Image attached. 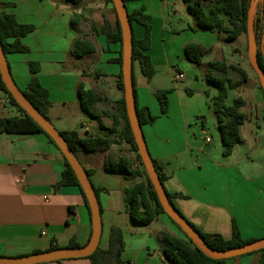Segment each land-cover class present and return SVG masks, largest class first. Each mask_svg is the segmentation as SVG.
Returning a JSON list of instances; mask_svg holds the SVG:
<instances>
[{
    "label": "crops",
    "instance_id": "obj_1",
    "mask_svg": "<svg viewBox=\"0 0 264 264\" xmlns=\"http://www.w3.org/2000/svg\"><path fill=\"white\" fill-rule=\"evenodd\" d=\"M211 5L206 6L207 11ZM126 6L129 14L142 13L151 26L147 54L156 74L149 81L140 64L135 63L134 79L138 106L148 108L157 118L142 129L152 158L167 177L163 183L166 192L176 195V207L203 233L229 239L236 225L243 239L264 238V92L249 62L248 36L227 42L218 33L192 31L189 27L195 22L183 0H128ZM114 10L108 0H84L79 6L65 0H0V14L13 15L19 23L35 26V31L22 39L30 52L9 54L7 60L15 83L23 91L32 79L29 63H40L38 77L52 102L48 118L59 131L116 141L109 150L77 155L99 190L103 223L100 248H109L110 234L117 227L124 233L122 264H171L164 253L163 234L182 235L168 216L163 214L143 226L125 210V189L145 182V178L106 171L108 162L120 158L141 168L135 152L120 140L125 121L117 103L124 95L118 88L122 66L116 60L122 45L109 43L106 36L92 30L93 24L105 22L115 28L118 18ZM74 14L82 15V20L73 28ZM184 20L192 22L186 29L182 28ZM145 34V26L133 22L135 39L143 40ZM78 40H87L96 52L77 56L74 44ZM190 43L211 49L200 66L185 56V47ZM224 45L231 48L228 58L224 56ZM212 55H216L213 60ZM214 61L239 67L248 76L239 89L229 91L245 100L242 112L247 116L241 127L242 143L230 157L223 156L213 105L217 90L205 79L208 65ZM164 75L173 82L187 81L191 88H170L161 80ZM178 75L182 76L180 80ZM229 77L235 81L242 78L236 71H231ZM81 85L99 98L88 107L90 114L82 107L78 93ZM165 89H172V93L169 111L162 114L156 92ZM196 96L202 101H190ZM16 116L18 110L0 92V118ZM209 124L219 137L210 133ZM64 170V156L44 134L0 133V256L30 255L47 251L52 244L67 248L72 241L81 247L88 245L92 222L81 190L76 186L55 189ZM259 261L260 255H248L226 264ZM49 264L91 262L80 258Z\"/></svg>",
    "mask_w": 264,
    "mask_h": 264
},
{
    "label": "trees",
    "instance_id": "obj_2",
    "mask_svg": "<svg viewBox=\"0 0 264 264\" xmlns=\"http://www.w3.org/2000/svg\"><path fill=\"white\" fill-rule=\"evenodd\" d=\"M65 1H69L77 6L84 2V0ZM124 1L126 3L128 0ZM108 2L113 4V0H108ZM183 2L187 4L189 14L192 16L195 22L194 26L189 27L192 31L197 32L203 30L218 33L223 35L227 42L236 41L242 35L247 36L248 12L250 9L251 0H183ZM209 3L212 4V7L207 11L206 6ZM114 11L117 15L116 9ZM129 17L132 27L133 22H138L144 25L146 28V34L143 40H136L133 35V61L134 64H140L142 74L150 81L156 74L151 57L147 54L151 43V26L147 24V17L143 16L140 12L131 13L129 14ZM81 20L82 15L74 14L71 19L72 27L74 28L78 26ZM92 30L94 34L106 36L109 43H120L122 45V32L118 19L115 28L110 23L105 22L102 25L93 24ZM34 31V25L21 24L13 15L0 14V40L6 55L14 53H29L30 49L22 43V39L32 34ZM255 32L259 47L258 61L264 69V52L262 51V41L264 38V3L259 4L258 6L257 19L255 21ZM74 52L77 56L82 57L95 53L96 48L87 40H78L74 44ZM210 52L211 49L195 43H190L185 47L186 58L191 63H194L198 66L202 65V58L209 55ZM116 62L122 66V52ZM29 69L32 79L23 92L27 99L35 106V108L48 118V113L52 107V102L50 101L49 91L42 85L38 77L41 70L40 63L30 62ZM231 71L238 72L242 78L237 81L233 80L229 77V73ZM205 79L217 90V94L213 98V105L217 116L218 129L223 146V156L230 157L233 154L234 149L242 143L241 127L246 122L247 116L242 112V108L246 105V102L242 97L236 98L232 105H228L227 100L229 97V91L239 89V87L248 80V76L247 73L239 67L228 65L225 61H214L208 65V71L206 73ZM118 88L124 95L125 89L122 73L119 77ZM0 92L7 97L10 104L14 106L19 112V116L16 117L0 118V133H41L44 134L60 151L50 136H48L45 131L17 104L12 95L8 92L6 85L2 80L1 74ZM187 92L192 94L189 90ZM78 93L82 101L83 110L90 114L88 107L99 100L98 96L93 91L85 90L83 85L80 86ZM171 93L172 89L159 90L156 92V98L159 101L162 114H167L169 111V95ZM134 96L137 114L141 126L154 123L157 118L150 113V110L148 108H140L138 106L135 79ZM117 107L121 117L125 121V125L120 132V140L129 145L132 151L135 152L137 161L139 162L141 168H135L131 161L127 158H120L116 162H108L106 165V171L112 174H123L133 178H145V182L125 189L124 205L126 212L131 216L132 220L136 224L147 226L157 220L159 216L166 214L159 202L158 196L148 178L147 172L138 153V147L136 145L128 119L124 96L118 101ZM203 120L205 121V118H203ZM60 133L76 155H78L80 152L106 151L116 143V141H112L102 136L88 135L82 137L77 131H60ZM153 162L157 169L160 180L162 183H164L167 178L166 175L163 173L158 162L154 159ZM86 173L90 178V172ZM64 186H76L81 190L91 217L86 196L81 188L76 174L74 173L66 158L65 170L62 174V179L56 185L55 189L59 190ZM95 191L98 196L99 190L95 188ZM167 195L172 205L177 208L174 204V198L176 195H172L170 193H167ZM178 211L180 212L179 209ZM171 222L181 232L182 235L180 237L169 235L167 233L163 234L162 245L164 253L171 264H226V262L229 261L215 260L205 256L172 220ZM190 224L201 234L207 245L211 249L217 251L236 249L258 240L243 239L236 225L233 226L231 238L226 239L219 234L203 233L191 222ZM58 248L60 247L52 244L50 249L47 251ZM67 248H81V245L72 241ZM124 250V233L120 228L114 227L110 234L109 248L104 250L99 247L94 254L85 259H88L91 264H122V255ZM41 252L43 251H35L34 253ZM248 255H260V261L258 264H264V250Z\"/></svg>",
    "mask_w": 264,
    "mask_h": 264
},
{
    "label": "water",
    "instance_id": "obj_3",
    "mask_svg": "<svg viewBox=\"0 0 264 264\" xmlns=\"http://www.w3.org/2000/svg\"><path fill=\"white\" fill-rule=\"evenodd\" d=\"M264 0H251L248 12V57L251 67L256 72L261 87L264 92V69L258 61V44L255 32V21L257 19L258 6L263 4ZM116 9L117 18L122 32V74L124 84V97L128 119L134 135L138 153L141 157L143 166L147 172L148 178L158 196L159 202L165 214L180 228L188 239L207 257L215 260H230L257 251L264 250V238L247 244L243 247L228 251H217L211 249L201 234L190 224V222L175 208L170 202L164 184L160 180L153 158L146 144L142 126L139 122L136 101L134 96V61H133V27L130 21L129 12L124 0H113ZM264 51V44L262 46ZM0 74L8 92L12 95L17 104L50 136L56 143L69 165L73 169L81 188L86 196L92 222V234L88 245L81 248H58L41 253H33L20 257L0 256V264H49L70 259L87 258L94 254L100 247L103 223L99 199L95 188L81 165L77 155L65 141L60 131L54 124L27 99L23 90H21L14 81L7 55L4 52L0 40Z\"/></svg>",
    "mask_w": 264,
    "mask_h": 264
},
{
    "label": "rangeland",
    "instance_id": "obj_4",
    "mask_svg": "<svg viewBox=\"0 0 264 264\" xmlns=\"http://www.w3.org/2000/svg\"><path fill=\"white\" fill-rule=\"evenodd\" d=\"M190 23L192 24L191 20H188V21L187 20H184V25H182V28H185V29L188 28ZM224 48H225V54H224V56H225V58H228V53H230L231 48L229 46H227V45H224ZM215 56L214 55L211 56L212 60H213V58ZM137 71H138V69H136V74H137ZM160 77H161V80L164 81V83L166 84V86H169L170 88L177 87L179 89H182V88H184V86H186L188 88H191L190 87L191 85H188V82L187 81H185V84H186L185 85L182 82H178V81L177 82H173L170 77H165V75L164 76H160ZM156 81H159V78H157ZM236 97H237V93L235 91H231L229 93L228 104L229 105H232L233 104V101L235 100ZM190 101H202V99H199L198 100V97L196 96L195 98L191 99ZM208 128L210 130V133L212 132L211 134H214V136H216V138L219 137L218 136L219 135L218 134V131L215 130L214 128H211L210 124L208 125Z\"/></svg>",
    "mask_w": 264,
    "mask_h": 264
},
{
    "label": "built area",
    "instance_id": "obj_5",
    "mask_svg": "<svg viewBox=\"0 0 264 264\" xmlns=\"http://www.w3.org/2000/svg\"><path fill=\"white\" fill-rule=\"evenodd\" d=\"M182 78L181 75H178L177 79L180 80ZM211 140L210 139H207V142H210Z\"/></svg>",
    "mask_w": 264,
    "mask_h": 264
}]
</instances>
